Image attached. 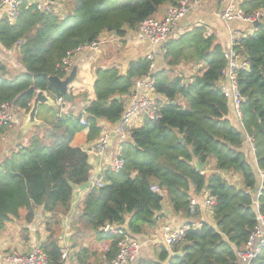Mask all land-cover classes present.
I'll list each match as a JSON object with an SVG mask.
<instances>
[{
    "label": "trees",
    "instance_id": "16d2710c",
    "mask_svg": "<svg viewBox=\"0 0 264 264\" xmlns=\"http://www.w3.org/2000/svg\"><path fill=\"white\" fill-rule=\"evenodd\" d=\"M176 1L64 0L65 11L59 15L22 5L15 22L0 18V45L14 50L21 67L0 58V103H14L28 112L38 89L60 97L48 77L65 76L60 67L69 52L104 32L122 35L126 29L134 30L162 4ZM241 7L245 13L264 10V0H242ZM233 46L249 64L236 73L244 99L240 128L227 118L230 101L220 88L226 59L215 37L197 26L163 43L165 67L153 74L155 92L165 98L159 104L160 117L130 129L129 139L122 143L123 168L103 172L104 184L88 190L71 224L75 237H94L106 244L102 262L115 256L121 239L119 234L103 233L104 224L119 226L131 237L145 234L163 202L173 213L189 216L199 210H190L191 191H207L214 197L212 223L187 224L181 242L170 248L160 243L155 258L139 256L137 264H243L237 251L255 224L252 191L259 183L241 151L243 133L252 138L257 165L264 171V23ZM150 63L147 57L130 61L125 74L113 66L96 69L92 97L83 96L82 112L60 114L45 135H31L25 145L0 160V232L11 218L31 222L41 206L50 216L45 218L48 236L40 249L51 263L59 262L61 247L52 226L58 227L59 215L69 211L74 186L87 182L90 175L88 154L73 141L85 129L79 120L85 117L89 140L99 135L100 120L117 122L124 111L122 95L147 73ZM181 63L199 68L187 78L174 70ZM70 95L73 105L75 96ZM194 159L203 167L213 160L214 171L198 170ZM224 172L239 180L228 179ZM153 185L161 190L162 199L151 190ZM257 202L264 214V180ZM177 251L182 254L173 255ZM251 264H264V247Z\"/></svg>",
    "mask_w": 264,
    "mask_h": 264
},
{
    "label": "crops",
    "instance_id": "0c3cea01",
    "mask_svg": "<svg viewBox=\"0 0 264 264\" xmlns=\"http://www.w3.org/2000/svg\"><path fill=\"white\" fill-rule=\"evenodd\" d=\"M63 2L64 0H61L62 6L64 4ZM170 5L171 3L162 4L153 15L162 17ZM226 5V0H201L192 5L185 19L174 26L170 37H176L193 27L202 26L205 28L207 35L212 34L215 37V41L221 44L224 52L229 48L230 35L232 32H235L239 37H245L254 32V30L251 33L249 32L251 31L252 26L247 23L237 20L227 23L221 19L218 16V13L222 11ZM100 38H104L105 42L98 44L96 49L81 50L74 53L69 59L71 69L73 66H77L76 78L68 87L69 93H72L75 96L73 105L71 104L72 102L69 103L64 99L59 103L57 101L59 97H55L54 94L51 95L48 93V96L55 102V105L40 104L37 111V119L40 123L39 125L33 126L25 134L21 133L20 128L26 112L19 110L16 114L15 122L4 126L0 133V160L7 156L16 146L19 147L20 145H25L31 135L35 134L43 136L45 130L51 128V123L54 122L55 118L60 114L68 112L78 114L82 112L84 106L83 96L86 95L87 99L92 97V85L96 69H104L113 66L119 70L120 74H125L130 61L142 57H148L149 55H151L154 60V67L151 71L152 75L156 71L165 67L163 62V44L150 43L148 40L143 39L136 29H126L122 35L113 32H104L100 35L99 39ZM0 58L9 62L13 67L21 68L16 62L14 50L12 49H5L0 45ZM198 68L199 65L197 64L181 63L176 66L174 70L182 73L188 78ZM222 82L224 81L221 78L220 83ZM134 83L131 89L121 97L124 103L123 114L132 102V95L135 91ZM155 94V100L157 103L162 104L165 102L163 95L158 94L157 92H155ZM185 105L187 106V102H185ZM227 118L235 127H241V121L237 118L231 101ZM80 119L85 120V117L82 116ZM119 121L120 119L115 123H109L105 120H100L99 126L101 127V131L95 139H87L88 127L85 125H83L85 126V129L75 134L73 141L88 154V160L90 163L89 177L96 175L101 171L104 172L105 170L102 169L100 171V169L104 168L111 162L116 156L117 149L122 148V143L129 139L130 129L142 125H132L128 128V131L121 134L116 131ZM104 131L110 132L111 144L106 153L99 156L94 151V147L96 140ZM243 134L244 140L241 151L244 153L249 164L255 169L260 181L258 170L261 168L257 165L253 148L254 146L252 147L248 135L246 133ZM44 140L48 142L46 136H44ZM195 160L196 159H194V161ZM213 164V160H210L204 167L202 166V171L205 173L214 171ZM224 176L228 179L231 178L229 172H224ZM231 180L237 182L239 180L238 175L233 174ZM90 189H92V187H89L88 180L83 184L75 185L69 211L66 214L59 215L60 225L57 232V238L60 247L67 249L70 257V264H108L106 261L102 262V253L104 250H107L106 244L103 241H97V239H94L93 237H87L84 239L75 237L74 229L71 225L73 223V217L78 214L81 208L83 198ZM191 194V200H195V207L199 208L197 214L194 213L186 216L182 213H173L167 203L163 202L161 211L156 213L155 221H153L155 223L154 226L145 234L133 237L141 243L139 256L148 258L156 257L157 246L160 243H164L160 233V228L164 224L179 227L189 223L195 224L196 226H199L202 222L212 223L210 208H207L204 205L205 198L210 196L209 193L204 191L203 193L195 194L191 191ZM49 216L50 213H45L42 207L38 206L35 209V215L31 222H26L22 218H11L4 230L0 232V251L25 253L29 250L31 245H37L40 247V243L48 236V232L45 228V218ZM126 218H128V216ZM63 227L65 229V234L62 235ZM124 227L126 226L124 225ZM52 228L54 229L56 227L53 225ZM165 246L170 248L166 244ZM81 252L84 254L77 257Z\"/></svg>",
    "mask_w": 264,
    "mask_h": 264
},
{
    "label": "built area",
    "instance_id": "2783aa9c",
    "mask_svg": "<svg viewBox=\"0 0 264 264\" xmlns=\"http://www.w3.org/2000/svg\"><path fill=\"white\" fill-rule=\"evenodd\" d=\"M201 0H177L175 4H171L165 11L162 17L155 15L148 16L141 20L137 25V32L153 44H163L172 33L174 26L185 19L192 5L200 2ZM226 7L218 13V16L225 22L241 21L252 26L250 33L256 27L255 22L264 23V10H254L250 13H245L241 7L242 0H226ZM31 4L39 12L54 13L59 15L62 11H65L64 4L62 6L61 0H0V18L8 20L10 23L15 22L21 12L22 5ZM241 37L237 36L235 32L230 35V45L227 50L224 51V57L226 59V65L222 69V79L224 82L220 83V88L224 95L230 99L237 118L241 121L240 105L244 101L240 95L236 73L238 70H247L249 68L246 58L240 56L234 49L235 42ZM104 38H98L97 40L83 44L71 52H69L66 58L62 61L60 67L65 73V76L69 74L71 70L70 57L84 49H96L98 44L104 43ZM151 63L147 73L138 78L134 85L135 91L132 95V102L130 106L125 110L121 116L117 132L123 134L128 131V128L132 125L142 124L145 120L156 121L160 117L159 104L155 100L156 94L154 89V77L151 73L154 67V60L151 55L147 57ZM64 76V77H65ZM62 97H59L57 101L60 103ZM19 110H23L14 103L3 102L0 103V133L4 126L10 125L15 122L16 114ZM24 111V110H23ZM82 125L87 126V122L84 119H80ZM249 141L252 144V138L248 136ZM94 151L102 156L109 149L111 144L110 132L104 131L100 134L95 142ZM254 148V147H253ZM124 166V159L122 158V148L117 149L116 156L111 162L100 171L110 169L112 171H118ZM260 181L257 185V191L255 196V224L251 229L248 238L240 250L237 251L238 258L243 264H251L252 261L258 256L261 249L264 247V214H262L258 207L257 198L259 197L263 188L264 172L259 169ZM89 187H101L104 184L103 172L96 175H92L88 178ZM151 190L161 195V190L153 185ZM214 203V197L208 196L204 200V205L210 208ZM196 206L195 200L190 201V210L194 211ZM196 226L195 224H192ZM187 225L179 227L170 226L164 224L160 228V233L164 243L171 247L181 242L186 230ZM103 233H114L121 235V239L117 243V252L112 257L108 264H137V258L139 256L141 243L125 234L118 226L110 223H106L101 227ZM0 264H54L51 263L46 254L41 251L37 245H31L29 250L25 253H19L14 251H0ZM57 264H70V257L67 249L61 248L60 260Z\"/></svg>",
    "mask_w": 264,
    "mask_h": 264
},
{
    "label": "water",
    "instance_id": "95a60500",
    "mask_svg": "<svg viewBox=\"0 0 264 264\" xmlns=\"http://www.w3.org/2000/svg\"><path fill=\"white\" fill-rule=\"evenodd\" d=\"M255 26L259 25V22L254 23ZM77 75V66H73L72 69L70 70L69 74L66 75L63 78H59L56 75H52L48 77L50 85L56 89L60 96L63 97V99L69 103L72 102L71 95L68 91V87L72 81L76 78ZM118 97H116L117 99ZM40 104H48V105H55V102L48 96V92L46 90L38 89L35 92V95L31 101V107L28 112L24 115L23 123L21 126V133L25 134L27 131H29L33 126L39 125L40 121L37 119V111H38V106ZM20 133V134H21ZM19 134V135H20ZM179 140L182 141L183 138L181 135H179ZM196 167L198 170L202 169V166L199 164L198 160L196 159L194 161ZM93 190L96 189V187H92ZM257 191V187L253 188V194H255ZM159 199H162V196H158ZM155 221V218L153 219ZM181 251L174 252L173 255H181Z\"/></svg>",
    "mask_w": 264,
    "mask_h": 264
},
{
    "label": "rangeland",
    "instance_id": "374dc122",
    "mask_svg": "<svg viewBox=\"0 0 264 264\" xmlns=\"http://www.w3.org/2000/svg\"><path fill=\"white\" fill-rule=\"evenodd\" d=\"M63 12V11H62ZM58 228H59V226L58 227H56V228H54V229H56V232H58ZM63 234H65V229H64V227H63V232H62V235ZM58 235H59V233H58ZM94 238V237H93Z\"/></svg>",
    "mask_w": 264,
    "mask_h": 264
}]
</instances>
